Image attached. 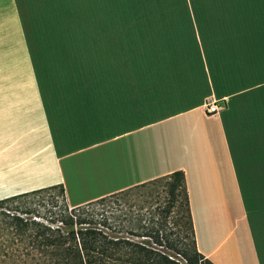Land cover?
<instances>
[{
    "label": "crops",
    "instance_id": "obj_1",
    "mask_svg": "<svg viewBox=\"0 0 264 264\" xmlns=\"http://www.w3.org/2000/svg\"><path fill=\"white\" fill-rule=\"evenodd\" d=\"M174 170L197 250L264 264V0H0V199Z\"/></svg>",
    "mask_w": 264,
    "mask_h": 264
},
{
    "label": "trees",
    "instance_id": "obj_2",
    "mask_svg": "<svg viewBox=\"0 0 264 264\" xmlns=\"http://www.w3.org/2000/svg\"><path fill=\"white\" fill-rule=\"evenodd\" d=\"M153 185L161 186L163 193L160 197V191H156L153 198L156 214L160 216L157 222L150 218L147 224L141 223L143 219L138 217L134 223L112 226L105 219L99 222L94 214L87 213L89 205L96 202ZM53 190L57 193L50 195ZM43 193H48L49 199L35 202ZM174 208L180 211L179 216L173 217L177 227L164 233L163 240L159 230L165 232L167 218ZM185 226L187 232L182 228ZM139 229H143V233ZM122 232L135 237H152L155 244L174 251L185 264H214L196 248L182 170L74 207L67 205L61 184L0 199V264H183L165 251L123 236Z\"/></svg>",
    "mask_w": 264,
    "mask_h": 264
},
{
    "label": "rangeland",
    "instance_id": "obj_3",
    "mask_svg": "<svg viewBox=\"0 0 264 264\" xmlns=\"http://www.w3.org/2000/svg\"><path fill=\"white\" fill-rule=\"evenodd\" d=\"M156 191H160V197L163 196V193L161 192V186L159 185H153L149 186L145 189H142L141 191L124 194L119 197H113L106 199L103 202H96L95 204L89 205L87 213L94 214V219L99 222H103L105 219L106 222L109 225L112 226H119V225H127L128 222H136L138 217H141L143 220L141 223H148V219L153 218L154 220L160 219L159 215L156 214L155 210V203L153 202L154 194H156ZM152 192V194H150ZM57 193V190H53L50 195H54ZM144 194V195H143ZM148 194V195H147ZM158 196V194H157ZM41 198L35 199V202L39 201L40 199H43L44 201L49 199L48 193H43ZM159 200H162L159 198ZM179 209L174 208V210L171 212L170 216L167 218L166 221V227L165 232L164 230H159V235L164 240L163 235L164 233H167L170 230H174L177 226L173 224V217L179 216ZM101 214V215H100ZM154 225H157V223H154ZM158 227V226H157ZM183 230L187 232V227H182ZM140 232L143 233V229H139ZM123 236L129 237L130 239H133L135 241L139 242H146V244H149L151 246L157 247L160 250L165 251L166 254H168L172 258L179 259L183 264L184 260L181 259L180 256H178L174 251L167 250L165 248H162L161 246L155 244L153 242L152 237H146V236H132L130 234H127L125 232H122ZM173 237V236H172ZM162 240V243H164Z\"/></svg>",
    "mask_w": 264,
    "mask_h": 264
},
{
    "label": "built area",
    "instance_id": "obj_4",
    "mask_svg": "<svg viewBox=\"0 0 264 264\" xmlns=\"http://www.w3.org/2000/svg\"><path fill=\"white\" fill-rule=\"evenodd\" d=\"M223 108L222 104H218L216 101L214 100H210L206 103H204V111L207 114L213 115L216 114L217 112H219L221 109Z\"/></svg>",
    "mask_w": 264,
    "mask_h": 264
}]
</instances>
